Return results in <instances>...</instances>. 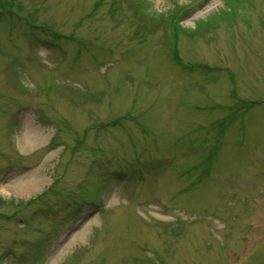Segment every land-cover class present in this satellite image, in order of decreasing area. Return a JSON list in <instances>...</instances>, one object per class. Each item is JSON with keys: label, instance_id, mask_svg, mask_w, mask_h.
<instances>
[{"label": "rangeland", "instance_id": "rangeland-1", "mask_svg": "<svg viewBox=\"0 0 264 264\" xmlns=\"http://www.w3.org/2000/svg\"><path fill=\"white\" fill-rule=\"evenodd\" d=\"M0 264H264V0H0Z\"/></svg>", "mask_w": 264, "mask_h": 264}, {"label": "bare ground", "instance_id": "bare-ground-1", "mask_svg": "<svg viewBox=\"0 0 264 264\" xmlns=\"http://www.w3.org/2000/svg\"><path fill=\"white\" fill-rule=\"evenodd\" d=\"M34 136L32 137L31 142L36 139ZM42 181L43 180H34L33 178H27L24 180H14L12 183L7 184V186H10L12 184L13 185L11 186L12 189L17 193L28 194L33 190L37 189L43 183ZM6 188L9 189V187ZM90 224L91 222H88L79 231L72 233L68 238V240L62 246H60L56 251V255L58 256V257L56 256V258H59L71 245L76 244V242L83 235V232L86 229V227Z\"/></svg>", "mask_w": 264, "mask_h": 264}]
</instances>
